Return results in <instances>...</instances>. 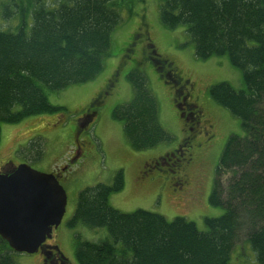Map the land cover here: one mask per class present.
<instances>
[{
    "label": "trees",
    "instance_id": "16d2710c",
    "mask_svg": "<svg viewBox=\"0 0 264 264\" xmlns=\"http://www.w3.org/2000/svg\"><path fill=\"white\" fill-rule=\"evenodd\" d=\"M10 1L2 5L3 17L17 15L18 24L14 32L0 30V126L60 111L49 103L44 87L58 91L96 77L110 54L111 33L122 20L120 6L125 0ZM160 20L168 28L185 26L197 58L227 55L242 70L245 89L219 82L208 90L214 102L240 119L244 132L227 138L217 167L218 177L227 176L226 184L215 179L209 195V204L224 212L204 218L205 231L182 217L168 221L142 209L121 212L108 202L110 194L124 186L119 170L111 185L96 183L79 191L68 226L104 227L108 237L97 243L78 242L75 258L78 264H230L235 240L244 229L257 263L264 264V0H161ZM144 55L162 81L186 95L172 61L150 42ZM127 78L133 97L113 108L111 116L122 122L131 148L142 151L170 140L158 123L144 74L134 69ZM100 104L97 98L88 108ZM78 132L76 125V138ZM37 149L18 151L40 157ZM45 247L42 264H49L60 252L52 245ZM12 252L0 237V264H16Z\"/></svg>",
    "mask_w": 264,
    "mask_h": 264
},
{
    "label": "rangeland",
    "instance_id": "374dc122",
    "mask_svg": "<svg viewBox=\"0 0 264 264\" xmlns=\"http://www.w3.org/2000/svg\"><path fill=\"white\" fill-rule=\"evenodd\" d=\"M10 2L0 0V30L14 32L18 16L4 18L2 14V5ZM124 2L120 6L122 20L111 33L110 54L103 58L102 70L96 77L58 91L44 87L49 103L61 107L60 111L29 116L17 123H2L0 126V170L26 163L39 172H58L69 159L77 157L75 162L66 165L67 169L59 180L67 196L65 213L60 225L52 230L51 238L45 242V245H52L53 250L56 246L68 264H78L75 258L78 242L97 243L108 237L104 227L68 226L79 191L96 183L111 185L119 170L123 171L124 186L108 197L113 208L124 213L142 209L162 215L168 221L182 217L193 222L199 230H207L204 218L218 217L224 212L223 207L209 204L214 180L219 178L223 185L227 180L225 174L217 175L220 154L230 135L244 134L240 119L214 102L208 93L209 87L219 82H227L235 90L245 89L242 70L233 66L227 55L197 58L184 25L168 28L162 24L161 0ZM47 3L51 4L53 0H47ZM27 20L30 27L31 14ZM147 42L153 44L159 55L173 62L184 80L191 79L194 87L189 101L197 103L201 110L200 124L190 139V148L197 147L201 153L199 160L183 169L184 157H178L175 173L158 166L149 168L147 172L141 170L146 160L173 151L184 137L190 135L173 105L171 85L162 81L150 61L145 59ZM134 69L144 74L145 86L157 105L158 123L171 137L142 151L131 148L123 133L122 122L111 116L113 108L128 103L133 97L127 75ZM112 78L113 84L104 94L101 104L91 109L96 110V115H90V125L76 138L77 117ZM211 132L213 136L208 139ZM78 143L82 145L80 149ZM28 146H36L40 157L35 156L36 152L23 155L18 151ZM181 182L183 184L178 185ZM245 237L242 229L231 251L230 264H258ZM43 250L45 248L32 254L12 252L11 256L16 264H42ZM57 256L60 257L58 253ZM52 257L49 264L60 263L59 258Z\"/></svg>",
    "mask_w": 264,
    "mask_h": 264
},
{
    "label": "water",
    "instance_id": "95a60500",
    "mask_svg": "<svg viewBox=\"0 0 264 264\" xmlns=\"http://www.w3.org/2000/svg\"><path fill=\"white\" fill-rule=\"evenodd\" d=\"M89 123L85 118L77 120V135ZM66 202L65 190L52 172L36 171L26 163L0 171V237L14 252L42 250L61 223Z\"/></svg>",
    "mask_w": 264,
    "mask_h": 264
},
{
    "label": "flooded vegetation",
    "instance_id": "af4514ba",
    "mask_svg": "<svg viewBox=\"0 0 264 264\" xmlns=\"http://www.w3.org/2000/svg\"><path fill=\"white\" fill-rule=\"evenodd\" d=\"M177 71H178V69H177ZM178 72L180 73V71H178ZM180 80H184V79L181 77ZM182 82L185 85L186 95L182 97L181 93L177 92V94H176L175 93L176 91L172 90L173 98L177 96V98H175L176 101L173 102V105H174L175 109L177 110V114L179 116L180 115L182 116V120L184 122V125L186 126L185 129L187 130V132L190 135H188L187 137H184V139H182V141L179 143V145L173 151L167 152L164 155L158 156L156 158L149 159L148 161L146 160L142 164V167H141L142 172L143 171L147 172L149 168H151L153 166H158L159 168H161L167 172H171V173L174 172L175 173V167L177 165L178 157H181V156L184 157V163L182 166L183 169L189 168L190 166L194 165L197 162V160H199L198 155H200L201 153L198 152L197 147H191L190 148V139H191L192 135L195 134V132L197 130L198 123L200 124L199 120H200V116H201V110L199 109L197 103L189 101V97L192 93L194 83L191 81V79H185ZM166 84H169V83H166ZM108 85H109V81L107 82L105 89L94 99L100 98V101H101L104 94H106L108 92V91H105L106 88L108 87ZM188 102L194 105L192 107L193 109H191L187 106ZM89 105H88V107H89ZM90 110H91L90 108L86 109L77 118L78 119H80V118L89 119L90 115L93 114L95 116L96 110H92L91 112H90ZM194 114H195V117H194ZM190 123H192V124H190ZM209 127L213 128L212 126H209ZM205 134H206V132H205ZM212 136H213V132H211L209 134V136H207V138L210 139ZM81 146L82 145L78 143L79 149ZM74 157L69 159L67 164L60 167L58 172L56 170L53 171V173L57 176L58 181L60 180L62 173L65 172L67 169L66 165H69L70 163H73L77 160V159L75 160ZM3 168H2V171L6 172V171H10L13 167L12 168L3 167ZM173 176H175V175H173ZM183 183H186L185 179H183ZM183 183L181 182L178 185H182ZM177 187L181 188V186H177ZM48 246H50V245H48ZM44 248H46V247L44 246L43 249ZM48 248H50V247H48ZM55 257H58L57 254L55 255ZM62 257L64 258V256L60 253V258L62 259ZM65 260L64 261L59 260L60 263L57 262L56 264H68Z\"/></svg>",
    "mask_w": 264,
    "mask_h": 264
}]
</instances>
